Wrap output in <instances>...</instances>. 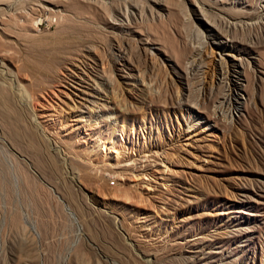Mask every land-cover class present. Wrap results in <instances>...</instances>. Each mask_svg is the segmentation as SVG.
I'll list each match as a JSON object with an SVG mask.
<instances>
[{
	"label": "rangeland",
	"instance_id": "rangeland-1",
	"mask_svg": "<svg viewBox=\"0 0 264 264\" xmlns=\"http://www.w3.org/2000/svg\"><path fill=\"white\" fill-rule=\"evenodd\" d=\"M0 264H264V0H0Z\"/></svg>",
	"mask_w": 264,
	"mask_h": 264
},
{
	"label": "bare ground",
	"instance_id": "bare-ground-1",
	"mask_svg": "<svg viewBox=\"0 0 264 264\" xmlns=\"http://www.w3.org/2000/svg\"><path fill=\"white\" fill-rule=\"evenodd\" d=\"M202 12L205 14L207 20H209V21L212 22L213 19L209 17L208 13L204 9H202ZM96 76L99 78V80L97 79L96 83H100V81H102V84H104V85H108V84L113 83V81L108 76L105 75V70H103V72L101 74H98L97 73ZM219 78H220L221 82H224L225 86H227V90L229 91L231 89V87H230L231 81L230 80L232 78L231 77H230L231 79L228 78L226 72L221 73ZM232 83L237 84V82L235 83V81L234 82L232 81ZM106 148L110 149V157H112V158H119L120 152L118 151V149H116V147L114 145H110L109 147H106ZM118 192H119V189L118 188H111L110 189V193H112V194H115V193H118ZM123 193L127 197V195H128L127 193L128 192H126V191L123 190Z\"/></svg>",
	"mask_w": 264,
	"mask_h": 264
}]
</instances>
